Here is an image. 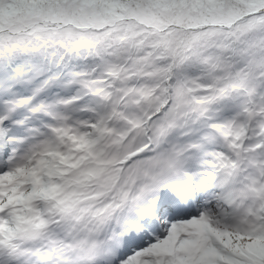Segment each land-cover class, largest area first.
Returning a JSON list of instances; mask_svg holds the SVG:
<instances>
[{
	"label": "snow or ice",
	"instance_id": "obj_1",
	"mask_svg": "<svg viewBox=\"0 0 264 264\" xmlns=\"http://www.w3.org/2000/svg\"><path fill=\"white\" fill-rule=\"evenodd\" d=\"M0 264H264V0H0Z\"/></svg>",
	"mask_w": 264,
	"mask_h": 264
}]
</instances>
